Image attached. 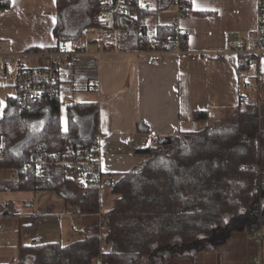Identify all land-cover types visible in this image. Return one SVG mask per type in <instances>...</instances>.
<instances>
[{
	"label": "trees",
	"instance_id": "16d2710c",
	"mask_svg": "<svg viewBox=\"0 0 264 264\" xmlns=\"http://www.w3.org/2000/svg\"><path fill=\"white\" fill-rule=\"evenodd\" d=\"M171 2L157 0L146 8L134 1L137 16L122 28L120 48L142 50L150 41L175 48L174 25L150 28L146 23ZM9 5L0 0V8ZM108 8L100 0H56V43L103 28L99 14ZM181 10L183 15L191 11L185 1ZM187 36L180 31V45H186ZM248 64L241 58L240 71ZM65 107L63 128L57 100L20 108L17 88L6 97L0 105V192L51 190L71 213L98 214L100 182L90 179L81 164L97 145L98 105L74 101ZM193 117L206 120V126L152 136L149 145L137 150L143 159L117 174L110 186L113 206L101 212V221L81 229L80 238L29 244L19 238L15 257L4 264H168L218 250L234 233L259 231L264 225V129L257 104L247 102L213 120L206 110L194 111ZM137 128L148 131L142 122ZM260 242L264 245V238Z\"/></svg>",
	"mask_w": 264,
	"mask_h": 264
},
{
	"label": "crops",
	"instance_id": "0c3cea01",
	"mask_svg": "<svg viewBox=\"0 0 264 264\" xmlns=\"http://www.w3.org/2000/svg\"><path fill=\"white\" fill-rule=\"evenodd\" d=\"M9 1L8 7L0 8L1 41L16 52L56 43V0ZM138 1L151 7L157 2ZM182 1L191 10L188 14H177L170 4L152 16L157 17V23L169 24L174 20L180 31L187 33L183 53L170 50L159 64H152L147 55L134 50L97 56L91 52L101 49V39L91 36L93 47H85L89 54L78 57L74 63L60 65L62 90L72 93L76 102L94 101L98 105L96 147L104 176H117L138 164L143 154L137 150L149 145L152 136L204 128L207 121L194 119L196 110H206L213 120L225 117L239 105L255 102L260 127L264 129V56L253 52L259 46L260 34L264 36V0ZM159 14L168 15L160 21ZM95 34L100 35L96 31ZM242 42V50L235 51ZM241 58L249 59L242 71ZM25 62L36 66L42 59L28 55ZM95 78L99 82L93 87L91 81ZM75 90H92L90 101L75 98ZM139 122L147 126V132L138 130ZM99 193L100 212H104L113 206L115 195L107 183L100 185ZM8 200L14 208L13 201ZM24 205L23 217L31 222V227H44L50 223V217H69L80 222L75 229L79 232L98 220L97 214L71 213L62 197L51 190L32 191ZM20 216L4 219L3 230L20 229Z\"/></svg>",
	"mask_w": 264,
	"mask_h": 264
},
{
	"label": "built area",
	"instance_id": "2783aa9c",
	"mask_svg": "<svg viewBox=\"0 0 264 264\" xmlns=\"http://www.w3.org/2000/svg\"><path fill=\"white\" fill-rule=\"evenodd\" d=\"M102 4L109 5L108 9L101 11L99 14V23L104 28V39L100 41V50L91 52L97 56L107 53H122L123 50L119 46V34L124 26L131 24L136 16L137 10L132 7L136 0H100ZM138 1V0H137ZM177 10V14H182V0H172ZM146 8H151L150 5H142ZM175 27L177 36L175 38L177 44L176 47L171 49L176 53H183L185 47L179 44L178 34L180 29L175 25V21L171 22ZM85 36L89 34V30L84 32ZM90 42V40H88ZM259 46L253 51L257 55L264 56V36L260 34L258 37ZM244 46V42L240 43L235 51H241ZM135 53H144L148 56L149 61L152 64H159L162 62L163 56L170 50H166L158 42L150 41L147 48L142 50H134ZM85 45L76 43L73 39H63L53 46L47 48L29 49L26 51L16 52L10 49L9 45L5 41L0 40V73L4 77H10L13 79L14 85L17 88V92L20 99V108L29 107L32 101H38L42 99L57 100L60 105H67L75 101L73 94L70 92H64L61 88V78L59 68L62 63H74L78 60V57L89 54ZM31 55L42 59L40 65L29 66L25 62V57ZM8 60L13 62V69H9ZM99 80L97 78L91 81L92 86H96ZM263 82L259 80L258 85ZM253 87V86H251ZM89 157V158H88ZM85 160L81 162L84 173L89 176L90 179H97L100 185L107 183L109 186L113 185L116 177L114 175H107L105 181H103V173L99 169V160L97 155V147L95 151L91 152ZM12 179L15 177L12 176ZM37 194V193H36ZM17 211L12 207V202L5 199L0 203V230L4 229L3 220L17 215ZM99 221L102 220V214L98 213ZM248 239H258L262 237L260 234L250 233L247 235ZM263 257L261 254H257L254 261L255 264H262ZM95 264H100V260H97Z\"/></svg>",
	"mask_w": 264,
	"mask_h": 264
},
{
	"label": "rangeland",
	"instance_id": "374dc122",
	"mask_svg": "<svg viewBox=\"0 0 264 264\" xmlns=\"http://www.w3.org/2000/svg\"><path fill=\"white\" fill-rule=\"evenodd\" d=\"M167 15L168 14H159V20H164ZM157 22V17L152 16L147 20V25L152 28ZM86 30H89V34L85 36V34L83 33L77 40H75V42L85 45V47L88 49H91L93 47V42H88L91 36H99L100 39L105 38L103 35V28H89ZM95 31L100 35H96L97 33L95 34ZM99 41L100 40L97 39V43ZM8 65L9 69H13L14 66L11 60H8ZM13 94H15L13 79L10 77H4L0 73L1 107H3V105L5 104L6 97ZM92 94V90L74 91L75 98H78V100L80 99V101H90L89 99H91ZM60 122L63 128L67 126V111L65 105H61L60 108ZM83 134H86V132H83ZM2 145L3 138L0 136V149L2 148ZM106 177L107 175L103 176V181H105ZM31 193V190L0 192V203L5 199H11L15 205L14 209L19 215H21L19 220L20 224L22 225L20 229L16 228L6 231L0 230V263L10 262L15 257L17 253L19 238L21 243L29 244L32 243L34 239L37 242L61 241L62 243H69L81 237L80 233L75 230L79 227L80 222L77 219H71L69 217H50V223L45 224L44 227H31V222L23 217L24 209L26 208L24 205V200ZM97 221H99V218ZM37 225L38 223L35 226ZM72 225L74 228L72 227ZM43 230H45V236L42 234ZM250 233H247L246 235L244 234V232L234 233L230 238V242L227 243L226 247L223 249L221 247L215 251H202L195 254L193 257L178 258L170 261V263L168 264H255L254 259L257 254H261V256L263 257L262 264H264V245H262V242H260V240L258 239H248L247 235ZM253 234H260L263 239L264 225L259 229V231L254 232Z\"/></svg>",
	"mask_w": 264,
	"mask_h": 264
},
{
	"label": "snow or ice",
	"instance_id": "6c2138e0",
	"mask_svg": "<svg viewBox=\"0 0 264 264\" xmlns=\"http://www.w3.org/2000/svg\"><path fill=\"white\" fill-rule=\"evenodd\" d=\"M13 3H14V0H13Z\"/></svg>",
	"mask_w": 264,
	"mask_h": 264
}]
</instances>
